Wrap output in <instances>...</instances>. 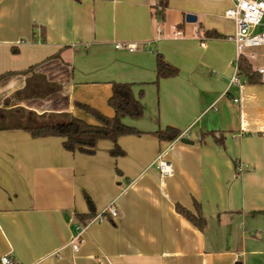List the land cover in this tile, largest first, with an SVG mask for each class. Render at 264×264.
<instances>
[{"label":"crops","instance_id":"1","mask_svg":"<svg viewBox=\"0 0 264 264\" xmlns=\"http://www.w3.org/2000/svg\"><path fill=\"white\" fill-rule=\"evenodd\" d=\"M165 1L160 22V0H0V76L11 73L0 81V109L98 125L76 104L113 118V83L131 84L144 106L143 118L124 119L144 134L120 138L118 158L110 141H99L93 155L73 154L62 138L0 131V261L264 264V80L233 83L236 28L225 16L233 0ZM158 53L177 77L158 80ZM246 53L264 69L262 50ZM33 74L60 92L13 99ZM169 127L182 132L175 142L152 135ZM161 155L174 165L171 176L155 165ZM86 195L106 219L88 227L77 252ZM195 203L204 231L177 211L197 215ZM111 206L116 219L106 214Z\"/></svg>","mask_w":264,"mask_h":264},{"label":"trees","instance_id":"2","mask_svg":"<svg viewBox=\"0 0 264 264\" xmlns=\"http://www.w3.org/2000/svg\"><path fill=\"white\" fill-rule=\"evenodd\" d=\"M166 1L160 0L157 16L160 22L165 20ZM210 38H219L215 32H207ZM157 74L159 79H169L177 77L179 70L166 62L161 54H157ZM30 68L25 74L32 72ZM239 76L245 77L250 84H260L262 77L256 71L249 60L241 57L238 64ZM11 73L0 76V81ZM61 87L49 83L47 79L38 74H33L28 80L26 87L13 95L16 100L45 99L55 93L60 92ZM113 95L109 100V106L114 110L115 116L109 118L101 114L94 108L77 103L78 109L92 116L98 125H90L86 121L74 117L70 114H43L27 111L23 108L10 110L0 109V131L23 130L29 133L34 139L62 138L63 147L70 153H82L86 155L95 154V149L99 141H110L114 144L111 151L112 157H123L124 151L119 146V139L124 136H139L144 133L138 129L128 126L124 119H141L144 117V106L138 100L131 84L113 83ZM9 100L7 104H9ZM161 142H175L182 132L175 128H167L152 134ZM86 202L89 213L78 215L79 220L85 224L89 219L96 217V207L90 196L86 195ZM197 215L188 209L177 205V211L201 231L205 230V220L200 205L195 203Z\"/></svg>","mask_w":264,"mask_h":264},{"label":"built area","instance_id":"3","mask_svg":"<svg viewBox=\"0 0 264 264\" xmlns=\"http://www.w3.org/2000/svg\"><path fill=\"white\" fill-rule=\"evenodd\" d=\"M234 6L230 8L225 16L227 19L232 20L235 23V34L232 37V41L237 48V69L236 75L233 78V83L239 84V70L238 64L241 57L251 61L254 59V55H247V49H255L264 47V0H233ZM181 33H178L180 35ZM117 49H127L130 52L136 50L135 46L129 44H117ZM264 80V69H254ZM155 165L163 177L171 176L174 172L173 163L167 161L162 155L159 156L155 162ZM240 170H243V165H239ZM106 214H109L113 219L118 217V210L114 206H111ZM105 214L102 217H94L87 221L83 227L76 229V236L73 241V247L75 251L80 250L82 243V235L88 229V227L96 222L104 221ZM1 264H16L13 258L9 255L1 258Z\"/></svg>","mask_w":264,"mask_h":264},{"label":"water","instance_id":"4","mask_svg":"<svg viewBox=\"0 0 264 264\" xmlns=\"http://www.w3.org/2000/svg\"><path fill=\"white\" fill-rule=\"evenodd\" d=\"M186 20H187L188 23H196L197 22V17L194 16V15H187ZM182 142L183 143H187V144L190 143V141H188V140H182Z\"/></svg>","mask_w":264,"mask_h":264},{"label":"rangeland","instance_id":"5","mask_svg":"<svg viewBox=\"0 0 264 264\" xmlns=\"http://www.w3.org/2000/svg\"><path fill=\"white\" fill-rule=\"evenodd\" d=\"M261 50L264 52V47L255 48V49H253V50H248V51H246V52H253V53H255V54L257 55ZM252 63L254 64V66H255L256 68H257L258 65H259V62H256V60L252 61Z\"/></svg>","mask_w":264,"mask_h":264}]
</instances>
